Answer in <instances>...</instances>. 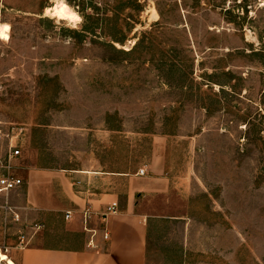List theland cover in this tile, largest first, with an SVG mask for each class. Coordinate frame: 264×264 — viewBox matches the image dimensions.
Returning <instances> with one entry per match:
<instances>
[{"label":"rangeland","instance_id":"374dc122","mask_svg":"<svg viewBox=\"0 0 264 264\" xmlns=\"http://www.w3.org/2000/svg\"><path fill=\"white\" fill-rule=\"evenodd\" d=\"M61 2L80 18L47 11ZM2 25L12 170L134 174L161 147L179 195L150 219L146 264H264V0H0ZM11 194L3 252L77 240Z\"/></svg>","mask_w":264,"mask_h":264},{"label":"crops","instance_id":"0c3cea01","mask_svg":"<svg viewBox=\"0 0 264 264\" xmlns=\"http://www.w3.org/2000/svg\"><path fill=\"white\" fill-rule=\"evenodd\" d=\"M155 154L143 175L82 169L29 170L20 175L11 168L23 179L20 206L36 210L43 218L47 213L59 214L65 218L64 234L78 238L62 245L42 236L35 244L12 248L8 257L16 264H146L150 219L168 217V198L179 195L161 147ZM7 157L8 153L2 157L0 175L8 172ZM0 201L1 214L8 218L11 210L18 215L11 191L0 192ZM114 204L117 212L106 213ZM86 209H90L88 217ZM67 212H71L69 219Z\"/></svg>","mask_w":264,"mask_h":264},{"label":"built area","instance_id":"2783aa9c","mask_svg":"<svg viewBox=\"0 0 264 264\" xmlns=\"http://www.w3.org/2000/svg\"><path fill=\"white\" fill-rule=\"evenodd\" d=\"M21 154V149L20 147H16L13 151L9 150L8 152V157L7 161L8 163L4 165V167L8 170L6 174L0 175V192H9L12 190H15L23 185V179L16 176L12 171H11V166L9 165V161H11L13 158L17 157L18 155ZM0 163H2V157H0ZM139 174L143 175L145 174V169H141L139 171ZM117 212V207L114 204L113 206H109L106 210V213H116ZM90 214V209H86L85 215L88 217ZM66 219H69L71 217V212H67L65 215ZM95 236V233L93 232L91 235V238ZM104 238L108 239V233L104 234ZM24 242V237L23 240L20 243V246L23 245ZM92 242V240H91ZM0 264H5L4 261H1L0 259Z\"/></svg>","mask_w":264,"mask_h":264},{"label":"bare ground","instance_id":"6f19581e","mask_svg":"<svg viewBox=\"0 0 264 264\" xmlns=\"http://www.w3.org/2000/svg\"><path fill=\"white\" fill-rule=\"evenodd\" d=\"M60 4H64V5L69 9V13H70V14L76 15L77 17L80 18L79 14H78L77 12L71 10V8L69 7V5H67V4L64 3V2H61V3H59V4L54 5L52 8H48L47 11L50 12V14H51L52 16L58 17V18H60V19H67L66 17H63V16H56V15H55V11H58V10H59V9H58V5H60ZM0 28H1V29H0V37H3V36H5V34L7 33L9 27L6 26V25H2V27H0ZM0 259H1V261H5L6 264H16L15 261L11 260V259L8 257V255H7L6 253H3L1 250H0Z\"/></svg>","mask_w":264,"mask_h":264},{"label":"clouds","instance_id":"9594fccd","mask_svg":"<svg viewBox=\"0 0 264 264\" xmlns=\"http://www.w3.org/2000/svg\"><path fill=\"white\" fill-rule=\"evenodd\" d=\"M58 9H59L58 11H55L56 16H63L66 17L67 19L78 20L76 15L69 13V9L64 4L58 5Z\"/></svg>","mask_w":264,"mask_h":264},{"label":"trees","instance_id":"16d2710c","mask_svg":"<svg viewBox=\"0 0 264 264\" xmlns=\"http://www.w3.org/2000/svg\"><path fill=\"white\" fill-rule=\"evenodd\" d=\"M77 2V1H76ZM80 3V1H79ZM77 4V7L79 9V13L82 15V17L87 20V18L89 17V14L85 13V11L87 10V5L84 4V3H81V4ZM85 31L87 32H90L89 31V26L87 24L84 25V28H83Z\"/></svg>","mask_w":264,"mask_h":264},{"label":"snow or ice","instance_id":"6c2138e0","mask_svg":"<svg viewBox=\"0 0 264 264\" xmlns=\"http://www.w3.org/2000/svg\"><path fill=\"white\" fill-rule=\"evenodd\" d=\"M77 19H79L78 17H77ZM6 38V37H5Z\"/></svg>","mask_w":264,"mask_h":264}]
</instances>
